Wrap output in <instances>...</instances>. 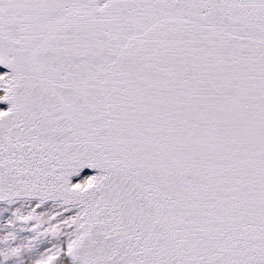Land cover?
I'll return each instance as SVG.
<instances>
[{
  "label": "snow or ice",
  "instance_id": "6c2138e0",
  "mask_svg": "<svg viewBox=\"0 0 264 264\" xmlns=\"http://www.w3.org/2000/svg\"><path fill=\"white\" fill-rule=\"evenodd\" d=\"M0 264H264V0H0Z\"/></svg>",
  "mask_w": 264,
  "mask_h": 264
}]
</instances>
